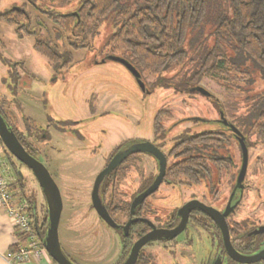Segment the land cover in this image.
Returning a JSON list of instances; mask_svg holds the SVG:
<instances>
[{"label": "rangeland", "instance_id": "1", "mask_svg": "<svg viewBox=\"0 0 264 264\" xmlns=\"http://www.w3.org/2000/svg\"><path fill=\"white\" fill-rule=\"evenodd\" d=\"M42 1L45 5H50L47 1ZM78 3L76 0L66 6H54L59 11H66L76 7ZM13 4L24 5L25 9L32 13L33 20L29 24L31 32L41 26L34 20L38 16L45 24L40 33L61 46L60 50H70L74 59L70 66L57 72L50 66L47 57L35 49L34 33L30 35L25 30L17 32L14 25L0 23V56L23 62V68L27 69L22 73V65H18L19 72L24 75L21 79L23 88L17 93L18 104V101L12 100L14 96L7 88L12 82L8 67L0 59V104L9 115L10 119L7 117V120L21 128L26 127L25 118H31L30 121L37 125L51 121L50 136L41 141V151L37 148L35 155L46 165L62 193L64 204L59 235L65 253L78 264H116L121 245L118 236L113 234L108 225L104 224V227L97 215L89 209L94 175L103 164L97 160L98 163L93 161L95 145L101 148L100 154H103L122 139L153 138L154 117L157 111L164 107L171 108L175 117L195 114L211 119L217 116L216 111L212 107L211 99L197 92L177 96L170 89H155L145 93L126 66L111 59L104 60L100 46L114 29L110 23L101 27L100 33L93 40L91 50H74L57 35L59 28L61 29L59 22L35 9L29 0H0V11L10 8ZM18 19L25 21V18ZM202 84L222 100L241 94L219 85L209 77L205 78ZM3 99L6 102H3ZM66 120H80V123L73 124V127L77 126V132L84 138L69 129L58 131L59 125H64ZM217 124L208 120L197 124L196 128L205 129ZM253 139L256 140V137ZM31 141L35 143L33 137ZM249 152L250 169L247 181L252 191L246 199L252 198L253 191L258 192L256 189L262 186V198L258 194L255 197L261 202L264 201V143L257 142ZM0 156L4 162V165H1L4 172L1 174L15 184L17 176L14 169L5 154L0 153ZM17 166L26 177V194L36 195L39 216L43 218L48 215V209L39 183L27 166L18 163ZM142 169L149 172L155 169L153 160L148 156H144L139 162L136 171L131 168L123 181L122 188L126 189L127 196L134 189V183L139 184ZM160 193L163 197L157 202L159 208L165 209L166 212L170 211L173 205H181L191 196L190 191L180 185L162 187ZM19 196L21 197L18 192L16 197ZM238 196H241L240 191ZM262 207H257L251 212L255 213ZM260 213H264V210L258 214ZM187 234L190 239L193 238V245L186 243ZM153 250L156 264H203L216 249L204 232H195L193 229L181 234L176 244L156 245Z\"/></svg>", "mask_w": 264, "mask_h": 264}, {"label": "trees", "instance_id": "2", "mask_svg": "<svg viewBox=\"0 0 264 264\" xmlns=\"http://www.w3.org/2000/svg\"><path fill=\"white\" fill-rule=\"evenodd\" d=\"M29 1L35 9L59 22L61 29L57 35L74 50H91L101 27L110 23L114 29L100 46L102 56L116 55L127 59L140 73L149 91L171 89L182 96L199 93L192 88L203 86V81L209 77L229 90L241 92L224 100L212 92L207 97L249 141L255 135L264 142V0H78L74 9L66 11H59L54 5L66 6L76 0H44L50 3L49 6L42 0ZM17 13L16 9L0 11V23L22 28L18 26ZM48 41L36 36L35 48L57 70L73 63L70 50L62 51L61 46ZM0 59L9 66L12 81L8 84L9 89L14 96L12 100L19 104L17 93L24 76L19 72V63L2 56ZM3 102L6 100L3 99ZM0 113L21 143L35 156L31 137L36 134L41 137L43 125L25 118L26 127L23 130L7 120L9 115L2 104ZM164 116L170 118L172 115L167 110L156 114L155 126L159 133L163 132L161 119ZM227 142L225 132L210 130L184 134L177 147H183L189 155L202 153L201 156L195 155L200 165L210 157L216 165H222L224 160L231 165L232 160L226 156ZM0 143L17 176L16 183L11 186L17 187L21 195L19 199L26 200L31 228L44 247L48 215L40 218L36 195L26 194V177L20 174L17 166V163H22L8 151L1 138ZM220 151L222 154H219ZM214 153L216 156L212 157ZM131 159H126V164ZM186 164L190 166L193 163ZM124 175V165L119 164L106 176L101 186L103 198L110 185L109 180L118 182ZM106 206L109 209L110 206ZM15 229L23 240H28L27 232ZM19 247L20 244H14L10 251L16 252ZM44 254L58 264L46 250Z\"/></svg>", "mask_w": 264, "mask_h": 264}, {"label": "flooded vegetation", "instance_id": "3", "mask_svg": "<svg viewBox=\"0 0 264 264\" xmlns=\"http://www.w3.org/2000/svg\"><path fill=\"white\" fill-rule=\"evenodd\" d=\"M22 6L13 4L10 6V8H8V9L18 10L17 13L18 17L25 18V21L23 22H21L19 19L20 24L18 26H23V27L20 29H17V27H15L17 32H21L22 30H25L28 31L30 35H33L34 33V35L36 36H39L43 39H46L47 41L49 40L52 43H55L49 37L46 38L45 34L40 33L41 28L43 27L45 28V24L43 21L39 20L38 16H36L35 17L36 19L34 18V20H36L37 25L39 24L41 26L38 25L39 26L38 28H34L32 26V28L34 29L32 32L30 31L29 24L33 20L32 13L27 11L25 7ZM25 24L27 26H25ZM34 47H35V38H34ZM109 56L110 55H106L105 57H103V59L107 61L110 59ZM7 59L18 62L19 65H22V68L19 66L22 69V73L27 71L26 68H23V64L25 65V63L17 60H13L11 58H7ZM47 60L50 66L57 72L67 68L64 67L61 68L60 70H57L55 66L52 64V62L49 61L48 58ZM6 66L8 67L9 70V66L7 64ZM19 85L20 88H23L21 81ZM7 88L8 90H10L9 87ZM20 88H18V91ZM142 89L145 91V93L150 92L145 82H144V88ZM172 93L175 94L173 91ZM199 94L202 93L199 92ZM175 95L180 96V94H175ZM212 107L216 111L217 116L211 119L204 117L201 118L202 117L201 115H195V114L189 116L183 115V116L175 117L171 108L164 107L159 109L157 113L160 110H167L171 113L172 116L170 118L164 116L161 119V126L163 127V132L159 133L157 132V128L155 126L156 123V115H155L154 123H153L154 124L153 138L122 139L115 145L105 150L103 154H100L101 148H99L97 144L95 145L94 151L98 153L93 152L95 156V159L93 161L95 163V161L97 160L99 161V163L101 162L103 164L94 175V180L90 190L89 209L94 214L97 215L98 219L103 223V225L105 224L111 227V229L113 230V234L116 233V235L118 236L121 245H119L120 251L118 254V261L116 262V264H122L126 260L129 253L131 252L134 243L140 237L149 233L154 227L159 229H167V230L176 228L183 220L185 213L187 214V220L184 229L174 237H165V236L159 237L145 243L140 249L138 259L135 264H156L155 253L153 250L154 246L176 244L177 239L181 234L188 232L189 230L192 231L193 229L195 232H199V233L204 232V234L209 237L211 243H213V248L216 249L215 252L206 261H204L203 264H264V259L255 262L246 263V262L237 261L234 258H232L228 254L227 249L225 247V242L221 228L218 225V223L213 219V217L210 216L208 212H206V210L200 208L199 206L191 207L188 211L190 204L196 202L203 203L205 206L217 210L220 214H225L226 211H228L225 215V221L229 229L230 240L233 247L241 254L246 256L254 255L264 249V231H259L264 227V213L258 214L259 212L264 210V201L259 202V198H255L257 194L260 197L261 195L260 191L262 189V186L256 189L258 192L253 191L254 196L252 198L246 199L248 198L249 192L252 191V189L249 188L247 181L248 178L247 176L250 169L249 150L251 149L252 146H254V144H257V142H262V143L264 142L258 138H256V140L253 139V137H256L255 135H253L251 137V140L249 141L247 137H245L244 133L239 129V127H237V125H235L233 122H230L227 118L223 117V114L220 113L214 107V105ZM208 120L209 122L215 121V124L217 122L218 123L217 126L215 127L210 126L205 129L196 128L198 127L197 124L200 123L202 124L203 122H206ZM78 123H80V120H66L64 121V125H59V128L57 130L67 131L69 129L72 132H74L75 135L78 134L80 138H84L79 133V131L77 132L78 127L77 126H75L77 128L73 127V124H78ZM232 125L237 127L242 132L244 136V142L249 152L247 171L245 177L241 181H239L238 178L241 168L243 166V151H242V145L240 139L233 132ZM49 126H51V121L48 124L46 123L43 125L44 133L41 134L42 139L37 134L35 136H32L35 141V143L32 141L33 148L35 149V153L38 152L37 148L41 151V147H39L42 146L40 145L41 141L48 139L47 137L50 136ZM176 127L178 128V130ZM175 128H176L175 130L176 132L173 131ZM22 129L24 130L25 128ZM210 130H218L226 133L228 140L227 142L228 150H227V155L226 154L225 155L232 160L231 165H228V162L226 160L223 161L222 165L220 166L216 165L215 160H213L211 157L206 158V161L203 162L204 164L200 165L195 155L201 156L202 153L196 154V152H193L191 155H189L187 154V151H185L183 147L182 148L177 147L178 142L182 139V137H184V134L192 135ZM146 143L153 144V146L158 148L164 154L166 158V167L162 180L160 181L156 190L153 191L151 194L145 196L144 198H141L142 193H144L153 186L160 172V159L152 151L143 149L142 145L143 144L146 145ZM131 148L133 149L132 152L128 154L126 158L120 163L124 165V170H125L124 177L118 182L109 180L108 184L110 185L108 186V188H106L103 198L101 186L104 183L106 176H108L119 165L118 164L113 170H111L104 176L103 178L104 181L102 180L99 187V192L97 195L98 199L100 203H103L105 208L108 210L110 216L116 223L115 225H111L100 216V214L97 212V210L94 207L93 198H92L94 183L97 175L109 164V162L118 152L129 150ZM219 154H222V151H220ZM144 156H148L153 160L155 164V169L150 172L146 171L145 169H142L141 170L142 172H140L141 179L139 184L137 185V183H134L135 185L134 189L133 190L130 189L131 193L129 196H127L126 189L122 188L123 181L127 178L131 168H133L136 171L139 162L142 161ZM215 156L216 153H214V156L212 157ZM129 157H132V159L130 161L128 160L129 162L128 164H126L127 163L126 159H128ZM188 162L193 164L188 166L186 164ZM176 165H178V167H176ZM175 168L179 169V171L177 172ZM169 172L172 175L170 174L169 176ZM169 185L183 186L185 189L190 191L191 196L190 198L186 199L181 205L179 206L173 205L171 210L166 212L165 209L159 208L157 201H159L161 197H163V194L160 193V189L162 187L164 188ZM238 191H240L241 196L237 197ZM106 204L110 206L109 209L106 206ZM261 206L263 207L260 208L255 213L251 212L254 211L257 207H261ZM160 210H162L163 212ZM243 212H245V214ZM242 216L244 217L241 218ZM193 242H194L193 238L190 239L189 235L187 234L186 243L193 245ZM147 249L150 250L147 251ZM67 255L69 256V254ZM73 261L76 262V260ZM79 264L81 263L79 262Z\"/></svg>", "mask_w": 264, "mask_h": 264}, {"label": "water", "instance_id": "4", "mask_svg": "<svg viewBox=\"0 0 264 264\" xmlns=\"http://www.w3.org/2000/svg\"><path fill=\"white\" fill-rule=\"evenodd\" d=\"M110 59L116 60L119 62H122L131 72L132 74L138 79L139 84L142 88H144V82L141 79L140 73L137 71V69L128 62L125 58L116 56V55H110ZM197 90L198 92L202 93L203 95L209 96L211 95V92L206 89L204 86H198L196 88H192V91ZM233 132L237 135V137L240 139L241 145H242V151H243V166L241 168V171L239 173L238 180L241 181L246 174L247 166H248V159H249V152L248 148L244 142V136L242 132L235 126L232 125ZM0 138L5 145V147L8 149V151L20 162L25 164L34 174L36 177L39 186L45 196L47 209H48V220H49V226L46 231V235L44 237V247L47 251V253L58 263V264H77L74 262L64 251L62 244L60 242V235H59V225H60V219L62 215L63 210V198L61 194L60 187L52 177L50 171L46 167L44 163H42L38 158L33 156L30 152L27 151L25 146L21 143V141L18 139L16 133L13 129L10 128L7 121L3 117V115L0 113ZM143 149L152 151L156 156L160 159V172L158 174L157 179L155 180L153 186L142 193L141 198H144L145 196L151 194L153 191L156 190L158 187L160 181L162 180V177L165 173V167H166V158L164 154L153 144L146 143L142 145ZM132 148L129 150H125L122 152H118L112 160L109 162V164L97 175L94 188L92 192V198H93V204L97 212L100 214V216L109 224L115 225L116 223L110 216L108 210L105 208L103 203H100L98 199V192L100 184L104 178V176L113 170L118 164H120L128 154L132 152ZM20 174L21 171H20ZM192 205V206H191ZM199 206L200 208L206 210L210 216L213 217V219L218 223V225L221 228L225 247L227 249L228 254L234 258L237 261L241 262H255L261 259H264V249L260 252L254 254V255H243L239 251H237L233 245L231 244L230 240V233L229 229L227 227L226 221H225V215L228 211H226L225 214H220L217 210L205 206L203 203L196 202L191 203L188 211L191 207ZM187 220V214H184L183 220L181 223L174 229H159L154 227L149 233L146 235L140 237L133 245L131 252L129 253L128 257L122 264H135L138 259V255L140 252L141 247L149 242L150 240L159 238V237H174L178 235L185 227ZM259 231H264V227L260 229Z\"/></svg>", "mask_w": 264, "mask_h": 264}, {"label": "built area", "instance_id": "5", "mask_svg": "<svg viewBox=\"0 0 264 264\" xmlns=\"http://www.w3.org/2000/svg\"><path fill=\"white\" fill-rule=\"evenodd\" d=\"M1 155L4 154L0 151ZM0 166L4 165L0 156ZM10 180L1 174L0 172V208L6 210L11 217L14 227L19 228L21 231L28 233L27 245H20L18 251H9L7 256L9 260L13 262H21L31 259L33 256L41 257L45 252L40 241L37 239V235L31 228V219L28 216L27 207L28 204L24 199H17L16 193L18 190L11 186Z\"/></svg>", "mask_w": 264, "mask_h": 264}, {"label": "crops", "instance_id": "6", "mask_svg": "<svg viewBox=\"0 0 264 264\" xmlns=\"http://www.w3.org/2000/svg\"><path fill=\"white\" fill-rule=\"evenodd\" d=\"M0 151L4 152V148L0 143ZM0 172H4V168L0 166ZM17 233L11 217L5 209L0 208V264H54L47 255L41 257L33 256L31 259L21 262H13L9 260L7 253L14 244L27 245V241Z\"/></svg>", "mask_w": 264, "mask_h": 264}]
</instances>
